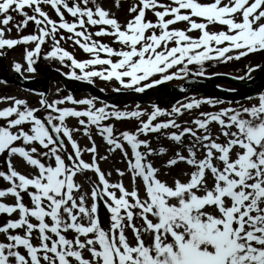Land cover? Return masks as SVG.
<instances>
[{"label": "snow or ice", "instance_id": "6c2138e0", "mask_svg": "<svg viewBox=\"0 0 264 264\" xmlns=\"http://www.w3.org/2000/svg\"><path fill=\"white\" fill-rule=\"evenodd\" d=\"M127 12L121 22L98 0H0V57L24 45L27 67L14 61V71L35 73L50 40L43 58L70 68L68 78L114 81L113 91L144 93L174 80L195 83L210 63L264 54V0H134ZM30 22L35 33L10 37ZM62 40L90 58L78 60ZM256 68H248L249 76ZM59 91L51 100L36 93L38 107L0 97V181L7 185L0 187V264H264V93L238 107L186 96L170 109L126 111ZM193 110L197 116L181 121ZM127 120L137 127L121 131L113 124ZM93 129L108 154L124 158L126 171L116 172L131 176V190L102 170L109 157L100 154ZM81 132L90 147L75 138ZM153 136L171 147H153ZM166 155L158 167L155 158Z\"/></svg>", "mask_w": 264, "mask_h": 264}, {"label": "rangeland", "instance_id": "374dc122", "mask_svg": "<svg viewBox=\"0 0 264 264\" xmlns=\"http://www.w3.org/2000/svg\"><path fill=\"white\" fill-rule=\"evenodd\" d=\"M98 2L101 3L105 8L111 10V12L115 13V15L118 17V19L121 22H124L126 19L129 18V14L127 12V9L130 6V4L134 2V0H121V7L120 8H117L115 6V0H98ZM50 15H52L53 19H56L54 14L50 13ZM149 18L154 19V17H151V16H149ZM17 19H19V18H17ZM176 27L183 28V27H185V25L181 23V24L176 25ZM212 30L215 31L218 29H216L215 27H212ZM35 31H36L35 25L30 22L28 27L26 29H24V31L21 33H17L16 29L13 28V31L10 34V37L11 38H18V36H20V35L33 34V33H35ZM64 35L67 36L69 34L65 33ZM191 35L195 36V35H198V33L194 32V33H191ZM102 42L109 43L110 45L112 44L111 39L108 37L102 38ZM51 44H52V42L49 40L44 46H42L41 58L37 61L36 65H35L36 72L35 73H28V72L24 71L23 76L25 78H32L33 79L35 77H42L44 75L54 73L55 76L51 79L49 93L47 94V96L50 100L57 98V90L58 89L60 90L59 91V97H64V96H67L69 94L73 95L77 99L96 97L95 95H92L88 92H82V93H70L69 92L66 85L75 86V84H74L75 80L71 79L72 83H68L67 81L63 80L58 75H61V76L65 77V79H68V77L64 74L70 72V68L63 66L58 60H52V59L46 60L43 58V56L48 51L51 50ZM61 46L64 47L69 52H71L78 60H86V59L90 58L89 54L83 52V50L80 49L78 46L74 45L73 41H71V40H62ZM112 46L118 47V45H112ZM27 47L32 48V47H34V45H28ZM24 49H25L24 45H19L15 49L9 50L7 55L3 57V61L7 65L8 69L10 70V73L15 72L14 67H13L14 61L23 64L25 66V68L27 67L25 60H24ZM263 59H264V54H254V55H250L247 58H242L240 61H231V62H228L227 64L216 63L214 66H212L210 63V64H207L205 66L206 71H207V75L205 77H199V78L209 80V84H210L211 88H220V87L227 88L228 86H231V82L233 80H235L233 77L244 76V77H246L244 80L236 79L238 81L244 82L247 79L254 76L259 71V68H260V67L256 68V65H260ZM249 67L256 68L255 71L251 72L250 76L248 74V68ZM0 73H2L1 68H0ZM213 74H222V75H213ZM65 82H67V84ZM79 82H82V81H79ZM181 82L182 81L174 80V81L168 82L167 84L171 87H174L176 85H179ZM91 84L97 86L99 89H103V91L108 92V93L109 92H116V91H113V89L116 87H119V85L114 81L113 82H105V81H102L98 78H96L95 82L91 83ZM154 89H156V88H154ZM154 89H150L151 91L146 90L147 92H149V95H148V98L146 99V101L143 103H138L137 100H138V98H141L142 95L146 92L134 93L131 91H126V90H121L124 93L123 96L114 98L110 101H103V102H106L109 105H115L117 108H119L121 110H126V111L135 110L137 105H139V107L141 109H146L148 111L152 110V107H151L152 105H158L159 107H161L163 109H170L173 105L168 103L166 97L163 94H160V91H161L160 89H157V90H154ZM36 93H39V92L35 91V90L24 89L18 85H5V84L0 82V97L15 96L17 98H23V99H26L31 105L38 107L39 106L38 101L40 99V96L37 95ZM260 93H264V89H262L260 91ZM258 95L255 97H258ZM186 96L187 97H196V98H207V97L218 98V97L210 96L208 94H204L200 90L194 89V90L188 91L184 95L181 102H187V100L185 99ZM218 99H220V98H218ZM221 100H223V99H221ZM99 101H101V100H99ZM224 101H227V100H224ZM232 102H233L232 106L238 107L239 104L249 105L250 103H255L256 100L253 99L252 101H249L248 99H245V100L232 101ZM236 102H239V104H237ZM0 106L3 107V105H0ZM69 106H71V105H69ZM97 106H100V104L98 103ZM227 106H228V104H224V105H220L218 107H227ZM202 110H204V111H215L217 109H213V108H210L209 106L205 105V106H202ZM197 115H198V112L196 110H193L191 114L185 113V115L183 117H181V121L191 120L192 118H194ZM162 119H166V118H162ZM68 123L70 126L79 127V125L77 124V121L75 119H69ZM113 124L115 125L116 129L121 130V131L122 130H133L137 127V122L135 120L113 121ZM213 130L214 131L216 130L215 125L213 126ZM93 136H94V139L96 141V144L98 145V149H99L100 154L101 155L107 154L109 157L107 161H101V168L105 172H111L112 173V175L110 177L111 182L115 183V182L123 181L124 185L129 190H131L133 187H135L136 185H134L132 183V179H131V176L129 174H126L123 177H120L116 172V169L126 171V168H127V164L124 161V158L122 157V155L119 153V151H117L114 154H108L106 151V149H107L106 143L103 141V139L100 136L96 135L95 129H93ZM75 138L79 141V143L81 144L82 147H90L91 146L89 141L87 140V138L85 136H83L82 132L76 133ZM151 138L153 140V147H158V146L171 147L170 142H168L166 140L157 141L154 136ZM69 151H71L70 146H69ZM83 158L86 161H88V160H90V155L85 154ZM167 159H168L167 155L164 156L163 158H155L156 165L159 167ZM16 164H17V167L21 171H27L28 170L19 161H16ZM184 167H185L184 165H180V168H184ZM3 168H4L3 159L0 158V169H3ZM178 171H179V169H173L172 175H176L178 173ZM86 175L91 177L93 180L96 179L95 175L91 172H88ZM161 178L162 179H170V177L167 175L162 176ZM77 180L83 184V187L85 189L90 188V184L86 180L85 176L78 175ZM6 186L7 185L5 182L0 181V187H6ZM140 193L143 196V185L142 184H140ZM25 201L27 202V197L25 198ZM7 202L12 203L13 201L8 200ZM108 216H109V213L106 212V217L104 219L105 224H107V217ZM128 236L131 239L132 233L130 230L128 231Z\"/></svg>", "mask_w": 264, "mask_h": 264}, {"label": "water", "instance_id": "95a60500", "mask_svg": "<svg viewBox=\"0 0 264 264\" xmlns=\"http://www.w3.org/2000/svg\"><path fill=\"white\" fill-rule=\"evenodd\" d=\"M259 78L261 79V83H260L259 86H261V85L264 84V64H263L262 72H261V74L259 75ZM48 80H49V78H47V79H43V80H40V79L37 80L38 83H42V84H43V89H42V91H44V92H46L47 89H48ZM201 82H202V84H204L203 81H201ZM187 86H188V81H186V82L184 83V85H182L181 87H184V88L187 89ZM259 86H258V87H259ZM91 88L95 91V89H94L93 87H91ZM179 88H180V87H179ZM179 88H178V91H176L174 94H169L168 91L164 89V90H165V93H166L167 96L169 97L171 103H176V102H178V101L181 99V97H182V95H183L184 92L179 91ZM79 89H81V88H79ZM72 90H77V89H72ZM204 91H206V92H210V93H211V90H209V89H207V88H204ZM98 93H99V92H98ZM212 93H218V92L212 91ZM219 93H221V92H219ZM219 93H218V94H219ZM245 94H247V92H245ZM99 96L102 97L103 99H107V98H110V97H111V95H103V94H101V93H99ZM101 207H102V206H101Z\"/></svg>", "mask_w": 264, "mask_h": 264}, {"label": "bare ground", "instance_id": "6f19581e", "mask_svg": "<svg viewBox=\"0 0 264 264\" xmlns=\"http://www.w3.org/2000/svg\"><path fill=\"white\" fill-rule=\"evenodd\" d=\"M208 83H206V85H207ZM198 87H200V83H198V82H195V83H190V88H198ZM157 90V89H156Z\"/></svg>", "mask_w": 264, "mask_h": 264}]
</instances>
